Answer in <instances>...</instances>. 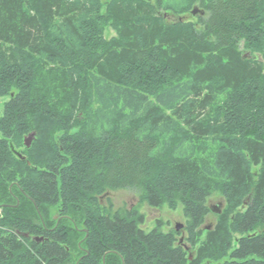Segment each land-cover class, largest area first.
<instances>
[{
    "label": "trees",
    "instance_id": "16d2710c",
    "mask_svg": "<svg viewBox=\"0 0 264 264\" xmlns=\"http://www.w3.org/2000/svg\"><path fill=\"white\" fill-rule=\"evenodd\" d=\"M4 97L0 264H264V0H0Z\"/></svg>",
    "mask_w": 264,
    "mask_h": 264
},
{
    "label": "rangeland",
    "instance_id": "374dc122",
    "mask_svg": "<svg viewBox=\"0 0 264 264\" xmlns=\"http://www.w3.org/2000/svg\"><path fill=\"white\" fill-rule=\"evenodd\" d=\"M101 1L105 2L106 0H101ZM114 35L115 34L113 31H111L109 28L106 29L105 38L112 37ZM8 99H9L8 97L0 98V116L3 111V106L8 101ZM33 140L31 141L30 144L33 143ZM30 146L26 148H30ZM22 149L18 150V152H21ZM107 201L111 202V206H113L112 211L124 212L127 210L136 209L140 214H142L144 217V222L139 227L140 230H143L145 233L150 232L153 228H156L158 224H160L158 229L162 233H167L169 231H173L177 233L176 240L182 242L183 245L187 246V244L182 241L186 236V233L184 232V228H183L185 226L186 220L182 215V207L179 204L176 208V211L170 210L166 205L164 206L162 205V207L159 209L150 208L145 204H139L136 194L134 192L127 190L111 191V193L110 191L105 192V194L102 197H100V203L102 205H106ZM207 202L210 213H208L206 222L202 226V228L205 231H207L206 230L207 228L209 229L212 228L211 226L215 224L216 215L221 212L223 207V201L220 195L218 194H214L209 200H207ZM50 215H51L50 220L54 219L55 221L56 220L58 221V215H55L53 212H51ZM176 226H181L178 231L175 229ZM74 258H75V254H74Z\"/></svg>",
    "mask_w": 264,
    "mask_h": 264
},
{
    "label": "water",
    "instance_id": "95a60500",
    "mask_svg": "<svg viewBox=\"0 0 264 264\" xmlns=\"http://www.w3.org/2000/svg\"><path fill=\"white\" fill-rule=\"evenodd\" d=\"M197 14V11L196 10H194V11H192V15H196ZM202 14V13H201ZM34 136H35V134L34 133H31V134H29L28 135V137H26L25 139H24V144L23 145H25V147H29L30 145V143H31V141L33 140V138H34ZM21 158V157H20ZM23 159V158H22ZM180 227L181 226H176V230L178 231L179 229H180Z\"/></svg>",
    "mask_w": 264,
    "mask_h": 264
},
{
    "label": "flooded vegetation",
    "instance_id": "af4514ba",
    "mask_svg": "<svg viewBox=\"0 0 264 264\" xmlns=\"http://www.w3.org/2000/svg\"><path fill=\"white\" fill-rule=\"evenodd\" d=\"M21 152H22V151H21ZM21 152L15 151L16 158L19 159V158L21 157L20 159H22V156H23V155L21 154ZM206 230H209V228H207Z\"/></svg>",
    "mask_w": 264,
    "mask_h": 264
}]
</instances>
